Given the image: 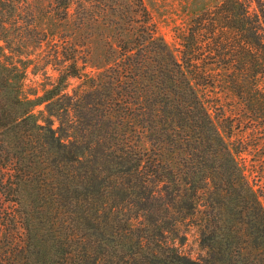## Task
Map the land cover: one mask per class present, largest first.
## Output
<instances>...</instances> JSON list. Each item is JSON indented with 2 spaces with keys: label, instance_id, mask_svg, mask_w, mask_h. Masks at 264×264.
I'll use <instances>...</instances> for the list:
<instances>
[{
  "label": "trees",
  "instance_id": "16d2710c",
  "mask_svg": "<svg viewBox=\"0 0 264 264\" xmlns=\"http://www.w3.org/2000/svg\"><path fill=\"white\" fill-rule=\"evenodd\" d=\"M53 4L70 32L51 88L25 95L0 59V264H264V0L204 7L179 58L144 0ZM222 84L249 113L231 143L200 91Z\"/></svg>",
  "mask_w": 264,
  "mask_h": 264
},
{
  "label": "rangeland",
  "instance_id": "374dc122",
  "mask_svg": "<svg viewBox=\"0 0 264 264\" xmlns=\"http://www.w3.org/2000/svg\"><path fill=\"white\" fill-rule=\"evenodd\" d=\"M5 1L7 2L5 15L0 18V59L5 65L15 69L19 75L23 74L25 95L31 98L34 94L42 95L58 78L55 57L62 55V53L59 55V52L63 49V45H66L63 42L68 40L69 22L58 17V9L53 4L54 0ZM144 1L153 16L159 35L179 58L180 44L187 34L191 19L216 0ZM91 47L96 53L101 48L94 43ZM81 83V80L70 79L68 92L72 93L73 89ZM200 91L205 93L214 105L211 108L212 115L216 118L220 131L228 142L250 135L249 129H245L246 124L249 123V113L225 84L215 88H200ZM40 110H44V107L37 109V111ZM230 121L234 122L231 139L228 138L225 129ZM255 140L253 138L249 142L250 148H259V150L256 152L254 150V153L248 157V164L250 159L253 164L255 159L264 154V146ZM203 221V208H198L194 215L183 219L179 224L180 235L185 239L180 245V250L193 260H200L206 255L200 245Z\"/></svg>",
  "mask_w": 264,
  "mask_h": 264
}]
</instances>
